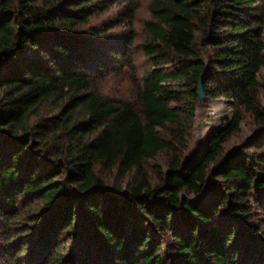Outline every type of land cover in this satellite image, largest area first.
Wrapping results in <instances>:
<instances>
[{"label":"trees","instance_id":"1","mask_svg":"<svg viewBox=\"0 0 264 264\" xmlns=\"http://www.w3.org/2000/svg\"><path fill=\"white\" fill-rule=\"evenodd\" d=\"M142 5L0 0V264H264V0Z\"/></svg>","mask_w":264,"mask_h":264},{"label":"rangeland","instance_id":"2","mask_svg":"<svg viewBox=\"0 0 264 264\" xmlns=\"http://www.w3.org/2000/svg\"><path fill=\"white\" fill-rule=\"evenodd\" d=\"M149 0H141L143 2V5L141 6L138 17L135 23V29L138 32V38L136 41V60L140 64L143 63V53L140 49V44L143 43L146 40L144 32L141 31V28L143 26L144 21L149 17L147 12V4ZM118 10V6H114L112 12H115ZM110 17V13L103 16L102 21H105L106 18ZM99 23V22H98ZM124 29H116L114 30V34H122ZM259 78L262 83H264V68L261 70L259 74ZM116 80H114L115 82ZM118 83L115 82L114 86H117ZM262 97L264 101V90L262 91ZM197 119L194 126V131L192 135V146L194 144H199L203 137L207 135L209 132H211L214 129L222 127L225 122L233 116V104L232 101L227 98H219V99H210L208 98L205 101H199L197 106ZM241 128L243 129L240 138L235 139L232 141L229 145L230 147L234 146V144H237L238 142L242 141L243 138H247L253 134L254 129L252 128V122L249 116H246V119L242 122Z\"/></svg>","mask_w":264,"mask_h":264},{"label":"water","instance_id":"3","mask_svg":"<svg viewBox=\"0 0 264 264\" xmlns=\"http://www.w3.org/2000/svg\"><path fill=\"white\" fill-rule=\"evenodd\" d=\"M200 89H199V101H205L207 100V96H205V91H204V84L206 82L205 80V74L200 79Z\"/></svg>","mask_w":264,"mask_h":264}]
</instances>
